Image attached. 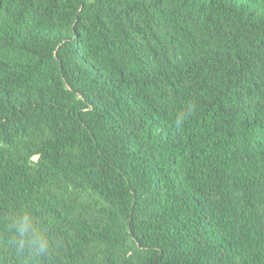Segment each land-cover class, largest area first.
Returning a JSON list of instances; mask_svg holds the SVG:
<instances>
[{"label":"trees","instance_id":"obj_1","mask_svg":"<svg viewBox=\"0 0 264 264\" xmlns=\"http://www.w3.org/2000/svg\"><path fill=\"white\" fill-rule=\"evenodd\" d=\"M12 205L39 264H264V0H0Z\"/></svg>","mask_w":264,"mask_h":264},{"label":"clouds","instance_id":"obj_2","mask_svg":"<svg viewBox=\"0 0 264 264\" xmlns=\"http://www.w3.org/2000/svg\"><path fill=\"white\" fill-rule=\"evenodd\" d=\"M186 118L181 111L174 123L179 127ZM0 224L13 238L17 253L23 254L25 264H39L58 249L59 241L48 231L43 218L26 205L9 206L7 212L0 215Z\"/></svg>","mask_w":264,"mask_h":264}]
</instances>
